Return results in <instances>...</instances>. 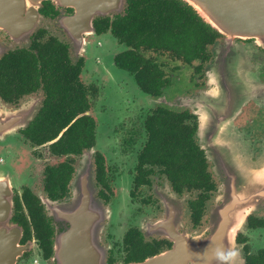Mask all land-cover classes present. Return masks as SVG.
<instances>
[{"label": "flooded vegetation", "instance_id": "obj_1", "mask_svg": "<svg viewBox=\"0 0 264 264\" xmlns=\"http://www.w3.org/2000/svg\"><path fill=\"white\" fill-rule=\"evenodd\" d=\"M127 5L128 0H123L121 9L94 14L90 23L82 18L78 0H0V122L11 119L29 102H38L33 118L0 144V167L9 169L14 178L9 225L21 229L20 243L28 247L17 264H52V258L39 255L29 194L40 200V210L47 216L41 193L55 201L70 196L82 157L91 149L95 195L104 204L101 244L107 249V264L140 262L172 248L174 242L167 232L173 227L187 233L205 229V237L210 233L211 210L222 203L217 196L223 192L227 175L215 174L207 149L199 144L200 114L195 102L209 89L214 45L228 36L214 31L213 42L202 45V50L180 46L179 51L177 41L168 48L160 42L153 51L143 49L142 57L158 69L154 86L145 88L136 68L130 66L128 35H120L116 29V23L129 15ZM110 37L124 47L113 52L112 64L130 73L139 90L155 99L132 97L121 115L106 101V89L122 82L119 73L111 67L105 74L100 72L101 54L93 58L97 69L90 71L87 66L92 43L101 47ZM224 52L227 61L246 67V76L256 80L257 88L247 90L250 98L231 127L222 119L211 120L206 138L221 158L257 159L264 150V39L237 36ZM50 64L57 68L52 71ZM63 81L68 89L49 88L55 83L63 85ZM124 94L130 96L128 91ZM184 99L189 103L182 104ZM41 112L53 119L58 115L71 118L55 137L44 139L45 134L34 131L39 125L34 121ZM101 113L110 118L103 122L101 145L97 147ZM168 116L177 118L173 124L186 131L174 130L170 124V130L163 134V148L156 144L162 129L169 125L164 122ZM62 122L64 119L52 124ZM73 123L78 124V135L65 139L56 150L53 143ZM176 133L191 138L194 146L183 140L186 147L174 152L176 147L168 145V140L172 142ZM70 142L76 144L71 148L66 145ZM52 170L61 178L69 176L65 189L61 182L49 181ZM209 171L212 187L203 175ZM237 243L244 256L264 264V204L247 217Z\"/></svg>", "mask_w": 264, "mask_h": 264}, {"label": "water", "instance_id": "obj_2", "mask_svg": "<svg viewBox=\"0 0 264 264\" xmlns=\"http://www.w3.org/2000/svg\"><path fill=\"white\" fill-rule=\"evenodd\" d=\"M185 1L214 29L228 36V46L221 49L220 41L215 43V58L209 66L210 87L195 102L200 114L199 144L207 149L215 174L225 172L227 175L223 194L218 198L222 203H217L211 211L207 237L191 235L173 227L167 232L174 242L172 248L129 264H219L215 257L217 248L239 251L229 264H247L246 257L237 247V235L243 230L247 217L264 204V150L257 159L221 158L207 141L206 133L211 120L222 119L226 127H231L235 116L250 98L246 92L257 88L256 80L246 76L244 65L237 66L236 62L227 61L224 49L232 47L237 36L264 39V0ZM78 2L83 11L82 18L90 23L94 14H107L123 5V0ZM37 105L38 102L35 105L29 103L28 107L17 110L11 119L0 122V144L10 138V132L22 126L28 117L29 120L33 118ZM27 114L29 116L25 117ZM93 151L85 153L70 196L62 201L41 196L54 226L52 261L56 264H107V249L101 244L104 204L95 195ZM13 184L12 172L0 167V264H17L18 258L28 248L20 243L21 229L18 226L10 228L9 225L13 211Z\"/></svg>", "mask_w": 264, "mask_h": 264}, {"label": "trees", "instance_id": "obj_3", "mask_svg": "<svg viewBox=\"0 0 264 264\" xmlns=\"http://www.w3.org/2000/svg\"><path fill=\"white\" fill-rule=\"evenodd\" d=\"M127 12L129 14L127 19H123L122 21L116 23V29L120 35H128L129 43L132 46L130 49V57L132 58V61L129 63L132 68H136L138 71L140 78L139 81L145 88H152L154 86L155 80H158V76L155 74L158 73V69H156V67L151 62H149V60H146L144 57H142L143 49L153 51L160 42H162L161 45H164L168 48L173 41H177L179 51H181L180 46H193L194 48L199 47V50H202L200 48L202 45H210L216 37V34L214 33L216 29H214L209 23L201 18L196 10L185 0H176L175 5L172 4V0H128ZM203 35L206 36V39L203 38ZM195 55L196 53H194V56ZM30 64L31 61L29 58V66ZM50 68L52 71H54V68H57V65H54L53 68V66L50 64ZM63 86L66 89L69 88L68 84L64 81L63 85L55 83L49 85V88L60 87L62 89ZM30 89L31 87L29 90ZM48 103L49 100H46V105H48ZM69 113L70 112H66V114ZM70 118L71 116L66 118L65 116L58 115L53 119L50 116L44 117L43 113L41 112L38 115V118L36 117V120L34 121L36 124L39 123V125L34 128V131L45 134L44 139H51L58 134L64 124H67L68 121H70ZM61 119H64V122H62L60 125L56 126L52 124V122L54 123ZM165 119L167 120L164 121L165 124L169 125L162 129L161 136L158 135L161 138L158 141L159 143L156 144H159L163 148H165L164 145L161 144L164 140L163 134L170 130V124L174 130L177 129L186 131L184 127H179L173 124L174 120H178L177 118L168 116ZM43 122L49 123V125H41ZM77 129L78 124H71L63 132L62 138L53 143L54 148L58 150L65 139H73L76 137V135H78V133H76ZM181 136L182 135L180 133H176L174 138H172V142L171 140H168V145H175L176 148L173 150L174 152L185 148V144H190L192 147L195 144L191 138H188L185 135H183V137ZM183 140H185V144L183 143ZM75 144L76 142L66 143V145L71 148ZM166 151L169 153L172 152V150ZM169 161L170 156L167 158V162ZM200 175H202L201 172ZM203 175L212 187L213 182L211 180V171L205 172ZM48 177L51 183L58 185L61 182L64 189L67 187L66 182L68 181L69 176L67 178H65V176L61 178L57 171L52 170V172L48 174ZM41 208L43 210V205L41 204L40 200L32 199L31 195L29 194V213L33 217V223L37 232L36 235L39 240V255L43 259H51L54 247V226L52 222H49L50 216L48 213L47 216L45 213L43 216L40 210ZM245 257L247 259V264H255V261L252 260V256L247 255ZM52 264L56 263L52 262Z\"/></svg>", "mask_w": 264, "mask_h": 264}, {"label": "rangeland", "instance_id": "obj_4", "mask_svg": "<svg viewBox=\"0 0 264 264\" xmlns=\"http://www.w3.org/2000/svg\"><path fill=\"white\" fill-rule=\"evenodd\" d=\"M226 39H224V41H220V44H221L220 48L221 49H222L223 46L228 44V41H226ZM114 42H115V40L112 39L111 37L109 38V42L105 43L101 47H98V46L94 45L93 44L94 42H93L92 45L89 48V52H88V58L89 59H88V62H87V66H88L90 71H92L93 69H97V64L94 63V59L93 58H94V55L101 54L102 57H103V64L100 67V72L105 74L106 71L109 69V67H111L112 69L115 70V72L119 73V76H117V77L122 82H121V84L119 86L110 85L106 89L107 94H108L107 98H106V101L109 102L110 105H112L116 109V111H119V114L121 115L122 109L125 110L126 107L128 106V103H129L127 101L128 99H131L132 97H138L140 99L151 98V100H153L154 98L150 97L147 94H144L142 91L139 90V87L137 86L134 77L130 73H128L126 70H122V69L118 68L116 65L112 64L113 52L115 50H119V49L124 48L123 45H121L119 42H117V40H116V44H114ZM227 46L225 48H227ZM208 77H209L208 80H209V87H210V79H211V77L209 75V70H208ZM122 85H125V86L120 88ZM212 85H214V84H212ZM126 91L130 92V96L124 94V92H126ZM203 94L204 93H202L201 95H203ZM201 95H199V96H201ZM196 100H198V98ZM187 103H189V102L187 100H185V99L182 101V104L186 105ZM135 108H136V106H135ZM28 116L29 115L27 114L26 117H28ZM108 118H110V117H108V115L106 116V113H101L100 114V118H99L100 121H99L98 135H97V140H98L97 141V147H100V145H101V138H100L101 133L100 132H101V130L103 128V124H104L103 122H106L108 120ZM27 121H28V119H27ZM27 121H24L22 126H24ZM3 143H5V142H3ZM84 155H83L82 159L84 158ZM82 162L83 161L81 160V165H82ZM222 194H223V192L220 191L218 196H217V201H218V198H220L222 196ZM40 196L45 197L44 194H42V193H41ZM207 228H208V226H207ZM189 234H191V235H199L201 237H205L206 230L204 229L201 232L194 231V232H190ZM237 247L239 248L241 254L244 256V254L242 252V249H241V246L238 244ZM35 256L38 257V255H35Z\"/></svg>", "mask_w": 264, "mask_h": 264}, {"label": "clouds", "instance_id": "obj_5", "mask_svg": "<svg viewBox=\"0 0 264 264\" xmlns=\"http://www.w3.org/2000/svg\"><path fill=\"white\" fill-rule=\"evenodd\" d=\"M238 255V250L217 248L215 251V257L219 264H229V262H233Z\"/></svg>", "mask_w": 264, "mask_h": 264}]
</instances>
